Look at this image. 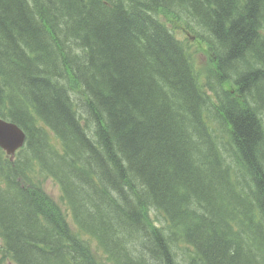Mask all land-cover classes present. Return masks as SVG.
I'll return each mask as SVG.
<instances>
[{
    "label": "trees",
    "instance_id": "16d2710c",
    "mask_svg": "<svg viewBox=\"0 0 264 264\" xmlns=\"http://www.w3.org/2000/svg\"><path fill=\"white\" fill-rule=\"evenodd\" d=\"M197 53L211 54L209 71ZM257 70L264 79V0H0V117L27 135L16 162L0 148V253L97 264L94 247L112 264H177V250L187 264H264Z\"/></svg>",
    "mask_w": 264,
    "mask_h": 264
},
{
    "label": "bare ground",
    "instance_id": "6f19581e",
    "mask_svg": "<svg viewBox=\"0 0 264 264\" xmlns=\"http://www.w3.org/2000/svg\"><path fill=\"white\" fill-rule=\"evenodd\" d=\"M82 1V0H81ZM70 5V4H69ZM67 7V6H66ZM43 9V8H42ZM119 17V16H118ZM113 18V17H112ZM118 19V18H117ZM26 22V21H25ZM29 25V24H28ZM30 25H31V23H30ZM34 25V24H33ZM32 26V25H31ZM32 28H34V27H32ZM32 30V29H31ZM34 30V29H33ZM24 35H25V33H24ZM26 38H27V35L25 36ZM28 39V38H27ZM31 40L32 39H30V42H31ZM23 41V40H22ZM257 41V40H256ZM26 42V41H25ZM29 42V43H30ZM33 42H36L35 40L33 41ZM28 43V44H29ZM39 43V42H38ZM42 43V42H41ZM21 44H23V42L21 43ZM44 44V43H43ZM256 44V43H255ZM31 45V44H30ZM41 45V44H40ZM46 45V44H45ZM21 46V45H20ZM44 46V45H43ZM19 47V46H18ZM25 47H26V45H25ZM27 47H29V45L27 46ZM255 47V46H254ZM33 48V47H32ZM243 48V47H242ZM257 48V47H256ZM18 49V48H17ZM20 49V48H19ZM18 49V50H19ZM27 49V48H26ZM26 49H25V51H26ZM35 49V48H34ZM41 49V48H40ZM40 49H38V50H40ZM53 49V48H52ZM29 50V49H28ZM46 50H47V47H46ZM234 50V49H233ZM11 51V50H10ZM24 51V50H23ZM37 51V50H36ZM52 51V50H51ZM21 52V51H20ZM35 52V51H34ZM53 52V51H52ZM231 52V51H230ZM248 52V51H247ZM258 52V51H257ZM20 54V53H19ZM259 54V53H258ZM41 55V54H40ZM239 55H241V54H239ZM12 56V55H11ZM10 56V57H11ZM44 57H45V55H43ZM96 56V55H95ZM243 55H241V57H242ZM43 57V58H44ZM91 57H93V56H91ZM228 60L230 61V62H234V64H236L237 65V71H242L244 68H248L249 69V65L247 66L244 62L243 63H238L237 64V62H236V60H237V57L236 56H234L233 55V53H231V54H229L228 55ZM14 58V57H13ZM50 58H52V56H51V53H50V55H48V56H46L45 58H44V69L46 70V69H48V66L46 65V63L48 62V63H50L49 62V59ZM57 58V57H56ZM88 58V57H87ZM28 59V58H27ZM40 59H41V57H40ZM55 59V58H54ZM16 60V59H15ZM34 60V59H33ZM227 60V59H226ZM50 61H51V59H50ZM257 61V60H256ZM17 62V61H16ZM32 62V61H31ZM41 62V61H40ZM52 62V61H51ZM91 62V61H90ZM19 64H20V62H18ZM25 63H26V61H25ZM53 63V62H52ZM57 63V62H56ZM55 63V64H56ZM15 64V63H14ZM22 64V63H21ZM23 64H24V60H23ZM51 64V63H50ZM17 65V64H16ZM34 65H36L35 63H34ZM39 65H42V64H39ZM39 65H37V66H39ZM52 65H54V64H52ZM18 66V65H17ZM23 66V65H22ZM28 66H29V64H28ZM51 66V65H50ZM56 66H57V64H56ZM19 67V66H18ZM27 67V66H26ZM55 67V66H54ZM58 67V66H57ZM258 67V66H257ZM42 69H43V67H41ZM29 69V68H28ZM31 69V68H30ZM50 69H51V67H50ZM64 69V68H63ZM91 69V68H90ZM250 69H253L252 67L250 68ZM88 70V69H87ZM98 70V69H97ZM38 71V70H37ZM243 71H245V70H243ZM42 71H40L39 73L38 72H36V73H38L39 75H40V73H41ZM53 72V71H52ZM62 72V71H61ZM87 72V71H86ZM247 72H249V71H247ZM47 73V72H46ZM56 73V72H55ZM89 73V72H88ZM239 73V72H238ZM44 74H45V71H44ZM57 74V73H56ZM250 74V73H249ZM31 75V74H30ZM42 75V74H41ZM40 75V76H41ZM46 75L47 74H45V77H46ZM81 75V74H80ZM99 75V74H98ZM102 75V74H101ZM220 75V74H219ZM218 75V76H219ZM25 76V75H24ZM36 76H37V74H36ZM35 76V77H36ZM33 77V76H32ZM39 77V76H38ZM42 77V76H41ZM52 77V75L50 76V78ZM240 77L242 78V80L244 81V83L246 82V81H248V82H250L251 81V78H249L248 76H246L243 72H240ZM255 77V76H254ZM256 77H257V80L259 79V81H258V83H257V81H255L254 82V84L257 86L256 88H257V90H262V89H264V79L262 78L263 77V74L262 73H260V72H258V70L256 71ZM31 78V77H30ZM29 78V79H30ZM192 78H194V77H192ZM45 79V78H44ZM253 79V78H252ZM33 80V79H32ZM46 80V79H45ZM73 80V79H72ZM39 81V80H38ZM45 82H47V81H45ZM44 82V83H45ZM38 83V82H37ZM42 83V82H41ZM213 83L215 84V85H217V87L218 88H220V86H219V83H218V79L216 78V77H214L213 78ZM251 83V82H250ZM36 84V83H35ZM85 84V83H84ZM87 84V83H86ZM253 84V83H252ZM253 84V85H254ZM38 85V84H37ZM43 85V84H42ZM46 86V85H45ZM44 86V87H45ZM38 87H40V86H38ZM47 87V86H46ZM46 87H45V89H46ZM49 87V86H48ZM105 88V87H104ZM25 90H26V92L28 93V95H29V91H28V89L29 88H24ZM44 89V90H45ZM107 89V88H106ZM43 90V91H44ZM105 90V89H104ZM103 90V91H104ZM256 90V91H257ZM47 91V90H46ZM45 91V92H46ZM51 91V90H50ZM254 91V90H253ZM40 92V91H39ZM44 92V95L47 93H45ZM107 92V91H106ZM231 92V91H230ZM264 92V91H263ZM247 93V92H246ZM43 94V93H42ZM47 94H49V91H48V93ZM112 94H113V92H112ZM37 95V94H36ZM50 95V94H49ZM237 96V95H236ZM31 97V99H33V97L32 96H30ZM250 97V96H249ZM47 98V97H46ZM49 98V97H48ZM239 98V97H238ZM27 100V99H26ZM106 100V99H105ZM41 102H42V100H40ZM108 101V100H107ZM31 102V101H30ZM34 103V102H33ZM39 104V103H38ZM41 104V103H40ZM39 104V105H40ZM108 104V103H107ZM111 104V103H110ZM36 105V104H35ZM42 105V104H41ZM105 106V105H104ZM33 107V106H32ZM37 107V106H36ZM42 108V107H41ZM107 108V107H106ZM123 108V107H122ZM35 109V108H34ZM75 110H77L78 111V113H84V111H85V106L84 105H77V108L75 109ZM111 111V110H110ZM106 112V111H105ZM28 113H30V111L28 112ZM87 114V113H86ZM45 115V114H44ZM43 115V116H44ZM113 115V114H112ZM28 116H29V114H28ZM47 117H49V116H47ZM67 117V116H66ZM33 118V117H32ZM111 118V117H110ZM113 118V117H112ZM28 119H31V118H28ZM36 119V118H35ZM26 120V119H25ZM108 120H109V118H108ZM33 121V120H32ZM36 121V120H35ZM84 121V120H83ZM117 121V120H116ZM29 123L31 122V121H28ZM59 122V121H58ZM70 123H72V124H74L73 122H70ZM103 124V123H102ZM0 125H6V126H8L9 128H12V127H17L20 131H21V136H20V139H18L17 138V140L16 139H12L11 137H10V130L8 129L6 132L0 127V148L6 153V155L10 158V161H12V162H14L15 160H16V157H17V153L26 145V142H27V135H26V133H25V131L23 130V129H21L17 124H14L13 122H11V121H8V120H6V119H3V118H1L0 117ZM109 126V125H108ZM119 126V125H118ZM27 127H28V125H27ZM31 127V126H30ZM34 127V126H33ZM60 128V127H59ZM110 128V127H109ZM112 128V127H111ZM121 128V127H120ZM30 129V128H29ZM34 129V128H33ZM104 129V128H103ZM105 129H106V125H105ZM100 130V129H99ZM116 130V129H115ZM30 131V130H29ZM31 132V131H30ZM118 132V131H117ZM88 133H91V131L90 132H88ZM100 133V132H99ZM112 133V132H111ZM106 135V134H105ZM114 135V134H113ZM116 135H118V134H116ZM115 135V136H116ZM29 136H31V134L29 135ZM33 136V135H32ZM97 137H98V135H97ZM104 137V136H103ZM102 137V138H103ZM114 137V136H113ZM31 138V137H30ZM96 138V137H95ZM116 139V138H115ZM16 140V141H15ZM93 143H94V141H93ZM16 162V161H15ZM225 169V168H224ZM9 175H10V180L12 181L13 180V178H14V173H13V170L11 169V170H9ZM11 185V184H10ZM13 186V185H12ZM27 192V191H26ZM29 194V193H28ZM0 195H2L1 193H0ZM34 198V197H33ZM33 198H32V200H33ZM30 199V198H29ZM37 200H39V199H37ZM35 201V200H34ZM40 201V200H39ZM33 204H35V203H33ZM38 208V207H37ZM37 210V209H36ZM159 244V243H158ZM136 260V259H135ZM0 264H1V262H0Z\"/></svg>",
    "mask_w": 264,
    "mask_h": 264
},
{
    "label": "rangeland",
    "instance_id": "374dc122",
    "mask_svg": "<svg viewBox=\"0 0 264 264\" xmlns=\"http://www.w3.org/2000/svg\"><path fill=\"white\" fill-rule=\"evenodd\" d=\"M197 57H200V54L197 53L196 55ZM209 56L208 54H204L203 56H201L200 58H198V66H200L202 69H204L205 71H207V68H208V65H209ZM144 68H147V66H144ZM210 106V105H209ZM201 114V112H198L196 115L198 117V115ZM181 128V126H180ZM181 133L179 132V135H178V140L177 142H181L183 139H181L180 137ZM176 138V137H175ZM185 140L189 139V137L187 135H185ZM177 139V138H176ZM38 179H41L43 180V177L39 176ZM53 179H48V178H45L44 179V182H43V185H44V188L45 190L48 192V194L57 202L59 203L60 202V197H61V190L60 188L58 187L57 183L55 182V180ZM162 193H164V191H161ZM173 192V188L171 190V194ZM166 194V193H165ZM168 195V194H167ZM170 195V194H169ZM171 196V195H170ZM180 198L176 197L175 200L176 201H179ZM210 202V201H208ZM161 222L164 223V220L161 219ZM174 255H175V259H176V262L177 264H183V263H186V261L183 259H179L178 261V255H177V250L174 252ZM2 256V254L0 253V257ZM104 258L102 256H98L97 257V260L98 261H101L103 260ZM1 264H3L1 262ZM5 264H15L11 261H7Z\"/></svg>",
    "mask_w": 264,
    "mask_h": 264
},
{
    "label": "water",
    "instance_id": "95a60500",
    "mask_svg": "<svg viewBox=\"0 0 264 264\" xmlns=\"http://www.w3.org/2000/svg\"><path fill=\"white\" fill-rule=\"evenodd\" d=\"M0 127L6 132L8 129L10 130V137L14 140L17 138L20 139V136H21V131L17 128V127H12V128H9L8 126L6 125H0ZM15 140V141H16Z\"/></svg>",
    "mask_w": 264,
    "mask_h": 264
}]
</instances>
